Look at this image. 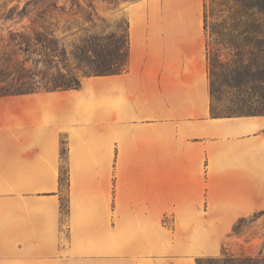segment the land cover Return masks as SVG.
<instances>
[{
  "label": "crops",
  "instance_id": "1",
  "mask_svg": "<svg viewBox=\"0 0 264 264\" xmlns=\"http://www.w3.org/2000/svg\"><path fill=\"white\" fill-rule=\"evenodd\" d=\"M127 16V71L0 97V264H197L264 209V115L211 117L203 0Z\"/></svg>",
  "mask_w": 264,
  "mask_h": 264
},
{
  "label": "trees",
  "instance_id": "2",
  "mask_svg": "<svg viewBox=\"0 0 264 264\" xmlns=\"http://www.w3.org/2000/svg\"><path fill=\"white\" fill-rule=\"evenodd\" d=\"M82 1L84 5L79 0H61V4L58 0H25L9 8L4 20L28 19L29 23L9 32L23 59L13 61L7 50L0 54V97L78 89L85 77L127 71L128 20L124 27L97 28L92 0ZM52 13L82 17L80 23L65 20L63 30L76 36L71 44L55 35L52 24L58 22H52ZM73 25H77L75 31ZM203 29L211 117L264 115V0H203ZM245 109L248 113H236ZM61 156L66 157L64 141ZM59 185L67 191L66 165L60 168ZM60 209L67 212V193L60 197ZM263 214L264 209L252 217ZM243 219L233 225V232ZM196 263L264 264V257L223 252L220 257L197 258Z\"/></svg>",
  "mask_w": 264,
  "mask_h": 264
},
{
  "label": "rangeland",
  "instance_id": "3",
  "mask_svg": "<svg viewBox=\"0 0 264 264\" xmlns=\"http://www.w3.org/2000/svg\"><path fill=\"white\" fill-rule=\"evenodd\" d=\"M25 0H0V54L3 50L12 52L13 61H20L23 59V55L16 51V47L12 45L10 41V31H14L17 28H21L23 24H28V19H24L21 22H14L9 20H4L5 13L8 12L9 8L19 2L22 4ZM82 5L84 2L79 0ZM136 0H92V6L95 13V19H97V28L100 25L107 26L109 29L117 28L119 26L124 27L125 20H128L127 16V6ZM61 4V0H58ZM91 9H88L90 11ZM52 22H58L57 26L52 24V27L56 29L55 35L57 37L63 38L66 44H71V42L76 38V36L68 35V31H64L63 27L65 25V20L69 19L73 21L76 19L80 23L82 17L80 14L71 16L65 13H52L50 15ZM102 20L104 22H102ZM88 24L87 22L85 25ZM77 25H73V31L76 30ZM28 67L29 63H25ZM84 79V78H83ZM236 113L244 114L248 113L247 109L238 110ZM253 215L243 217L244 219L240 221L237 227V232H231L230 237L225 241V249L223 252H228L235 256L237 255H249V256H261L264 257V219L261 222L256 220L261 217H252ZM256 221V222H255ZM222 252V253H223ZM222 256H214L220 257Z\"/></svg>",
  "mask_w": 264,
  "mask_h": 264
}]
</instances>
